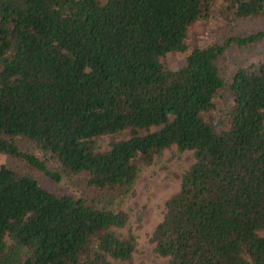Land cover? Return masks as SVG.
<instances>
[{"label":"trees","instance_id":"1","mask_svg":"<svg viewBox=\"0 0 264 264\" xmlns=\"http://www.w3.org/2000/svg\"><path fill=\"white\" fill-rule=\"evenodd\" d=\"M210 2L0 0V153L29 168L0 165V264H129L134 237L115 232L125 212L54 191L35 173L55 182L85 173L86 187L115 200L170 146L192 162L149 234L153 252L165 264H264V62L227 84L216 65L223 44L191 49L176 69L159 62L186 51ZM230 9L262 16L264 0ZM225 86L230 102L212 121Z\"/></svg>","mask_w":264,"mask_h":264},{"label":"rangeland","instance_id":"2","mask_svg":"<svg viewBox=\"0 0 264 264\" xmlns=\"http://www.w3.org/2000/svg\"><path fill=\"white\" fill-rule=\"evenodd\" d=\"M210 1L207 15L197 19L187 31L186 51L167 53L159 58V62L165 69H176L183 63L185 55L191 49L212 43L223 44L225 48L218 56L216 65L227 84L238 68L264 62V37L245 46H238L232 42L225 44V40L233 36H245L264 31V15L242 19L233 18L230 9L231 0ZM230 98L227 86L218 92L210 113L212 121L221 119ZM106 142L107 137H104L97 141V145L102 147ZM19 143L25 148L29 146L23 139L19 140ZM35 153L48 167L54 169V163L46 155L37 151ZM191 162V152H178L174 146L165 148L154 156L149 165L139 168L132 188L127 194L115 200L86 187L85 173L62 175L56 182L45 179L40 172H36L35 176L44 186L54 191L81 194L94 201L97 207H111L125 212L128 216L127 223L124 228L115 232L122 236L129 233L134 237L135 248L129 264H165V259L153 252L149 234L161 217L165 200L177 191L179 177ZM0 165L21 172L29 171V168L19 158L1 153ZM258 233L264 234V230Z\"/></svg>","mask_w":264,"mask_h":264}]
</instances>
